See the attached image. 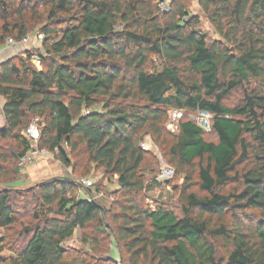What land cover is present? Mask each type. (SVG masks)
Here are the masks:
<instances>
[{"label": "trees", "instance_id": "16d2710c", "mask_svg": "<svg viewBox=\"0 0 264 264\" xmlns=\"http://www.w3.org/2000/svg\"><path fill=\"white\" fill-rule=\"evenodd\" d=\"M197 3L218 35L211 41L200 15L180 0H171L163 18L158 0H0V46L41 25L45 54L40 69L29 57L0 64V139H16L12 158L32 148L21 129L39 117L38 148L71 166L67 144L82 157V176L94 164L119 184L108 207L78 196L83 185L73 179L39 184L37 222L24 226L25 244L10 264H264V0ZM236 89L239 101L225 104ZM172 109L210 114L217 141H206L202 126L183 116L168 136ZM144 132L184 173L181 215L144 203L157 184L140 171ZM7 169L0 163V177ZM10 200L2 189L0 228L17 220ZM247 210L258 213L254 228L234 219ZM95 220L98 234L82 240L108 254L64 245Z\"/></svg>", "mask_w": 264, "mask_h": 264}, {"label": "rangeland", "instance_id": "374dc122", "mask_svg": "<svg viewBox=\"0 0 264 264\" xmlns=\"http://www.w3.org/2000/svg\"><path fill=\"white\" fill-rule=\"evenodd\" d=\"M158 14L161 18L164 17V12L169 8L171 0H158ZM181 3L188 8V10L196 14L198 13L201 18L200 29L203 33L208 34V40L211 41L218 37L214 29L211 27L203 13H201L198 7L197 0H180ZM161 3V4H160ZM161 5H163L161 7ZM47 11L43 15V24L46 22ZM62 22V21H61ZM48 24L50 22L48 21ZM61 25V24H60ZM41 25L34 26L32 34H28L31 38L26 44H8V39L3 46H0V64L8 61L9 59H25L30 58V64L38 69L42 68L40 61V55H45L44 50L40 47L42 42H38L35 39L36 33L39 32ZM35 34V35H34ZM38 35V34H37ZM242 95L241 89L234 90L225 100V104L233 105L237 103ZM101 99V98H99ZM3 105V101L0 98V111ZM100 108V104H95L94 108ZM86 112L85 109L83 111ZM211 118L210 114H204L201 111H186L182 119H191L200 124L204 129V139L206 141H217L216 134L211 130ZM30 119V118H29ZM205 122V123H203ZM4 125L2 114L0 113V128ZM178 121H173L169 111L167 121L165 122V128L168 131V136H172L177 132ZM27 127V126H26ZM26 129V128H25ZM24 126L21 129V135L25 131ZM158 145V146H157ZM152 141L149 133L144 132L140 135V146L145 153L144 163L140 167V171L145 179V183L150 184L154 181L157 183L153 188L145 191L144 203L150 208H155L157 205L162 204L172 209L177 214L181 215L180 210V191L184 185V173H180L175 165L168 162L163 155L159 144ZM64 149L71 161V166H66L55 154V152L48 151H34L32 159L20 166L17 161V157L12 158V153L18 151V143L13 137L0 139V153H6L7 159L1 161V165L7 167L6 175L0 177V191L4 188L10 190V196L13 207L17 210V220L15 224L9 227L0 228V264H10V258L16 256V251L25 244V239L22 236L23 228L25 225H34L37 220L34 218L33 213L37 209L36 199L37 190L36 187L52 178L61 179H73L80 182L83 187L79 191L80 197L88 198L98 201L101 205L108 207L111 203L114 192L119 189L117 182V176L106 173L103 168H99L94 164H89L90 173L87 176H82V157L77 156L78 150L71 152L67 144H63ZM79 147H82L80 144ZM40 149V148H39ZM171 166L174 170L172 176L167 178H161V168L163 166ZM195 173V172H194ZM193 181L196 182V175L193 177ZM234 187L233 184L227 185L226 190H230ZM192 190L201 193L198 187L194 185ZM88 190V191H87ZM229 221L233 217L229 214L226 216ZM258 213L256 211H243L237 214L234 219L239 221L244 229H250L255 227V223L258 219ZM215 221V220H214ZM106 222V220H105ZM77 228L74 234L68 238L64 245L68 248L76 250L83 249L96 256L106 255L108 252L103 253L96 246L90 243L93 235L98 234L97 221H92L89 227L84 229ZM83 234L91 237L89 242H84ZM102 242V241H100ZM102 249L104 248L101 245ZM113 252L116 261H119V252L116 250L115 245L108 247ZM218 257H223V251L221 247L217 249Z\"/></svg>", "mask_w": 264, "mask_h": 264}, {"label": "built area", "instance_id": "2783aa9c", "mask_svg": "<svg viewBox=\"0 0 264 264\" xmlns=\"http://www.w3.org/2000/svg\"><path fill=\"white\" fill-rule=\"evenodd\" d=\"M161 4V3H160ZM163 5H161L162 7ZM38 38H37V37ZM31 37L30 36H25L20 42H16L15 40H13L12 38L8 39V44H14V43H21V44H26L29 42V39ZM35 39L38 42H41L43 37L42 35L38 34L35 35ZM171 114V118L173 121H178L182 116H183V112L181 110L178 109H172L170 111ZM40 128H41V119L39 117H34L27 125L25 131L23 132L24 136L26 138H28L31 142H32V148H30L29 150H27L26 152H24V154H22L21 156H19L17 158V161L19 162V165L22 166L25 163L29 162L33 156V153H35L34 151H46L44 149H39L37 147V143H38V139H39V132H40ZM174 173V170L171 166H163L161 168V178H167L172 176ZM88 200H92L90 197L87 198Z\"/></svg>", "mask_w": 264, "mask_h": 264}, {"label": "water", "instance_id": "95a60500", "mask_svg": "<svg viewBox=\"0 0 264 264\" xmlns=\"http://www.w3.org/2000/svg\"><path fill=\"white\" fill-rule=\"evenodd\" d=\"M204 114H207V112H203ZM203 123H205V122H203Z\"/></svg>", "mask_w": 264, "mask_h": 264}, {"label": "clouds", "instance_id": "9594fccd", "mask_svg": "<svg viewBox=\"0 0 264 264\" xmlns=\"http://www.w3.org/2000/svg\"><path fill=\"white\" fill-rule=\"evenodd\" d=\"M18 44H21V43H18Z\"/></svg>", "mask_w": 264, "mask_h": 264}]
</instances>
